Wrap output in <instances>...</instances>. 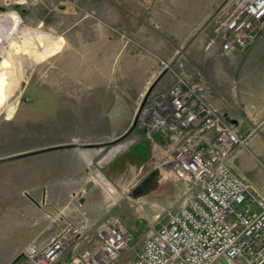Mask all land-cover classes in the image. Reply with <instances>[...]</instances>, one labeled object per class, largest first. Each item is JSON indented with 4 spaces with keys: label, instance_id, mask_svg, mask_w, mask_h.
Masks as SVG:
<instances>
[{
    "label": "rangeland",
    "instance_id": "374dc122",
    "mask_svg": "<svg viewBox=\"0 0 264 264\" xmlns=\"http://www.w3.org/2000/svg\"><path fill=\"white\" fill-rule=\"evenodd\" d=\"M224 1L0 0V154L8 172L64 174L72 158L75 176L80 153L68 143L83 140L79 150L104 146L89 163L96 172L95 201L60 202L40 216L27 209L8 214L0 241L30 237L37 218L59 222L87 214L94 221L117 216L141 245L165 221L166 209L185 201L183 185L157 167L166 141L154 145L137 127L135 113L144 97L174 81L173 71L202 78L213 87V100L237 110L238 68L249 60L206 48L211 18ZM243 151L247 156L236 157L234 169L264 196V181L252 171L264 170V155ZM20 158L27 160H15ZM22 225L28 228H15ZM28 247L0 245V264H32L22 253Z\"/></svg>",
    "mask_w": 264,
    "mask_h": 264
},
{
    "label": "built area",
    "instance_id": "2783aa9c",
    "mask_svg": "<svg viewBox=\"0 0 264 264\" xmlns=\"http://www.w3.org/2000/svg\"><path fill=\"white\" fill-rule=\"evenodd\" d=\"M210 24L207 49L243 51L264 37V0H225ZM173 77L141 100L135 123L154 145L161 147L158 135L166 141L157 167L183 185L185 201L166 209L141 245L109 215L92 235L67 224L46 245L26 248L32 264H264V196L234 169L238 152L250 150L252 132L240 133L205 80L175 71Z\"/></svg>",
    "mask_w": 264,
    "mask_h": 264
},
{
    "label": "crops",
    "instance_id": "0c3cea01",
    "mask_svg": "<svg viewBox=\"0 0 264 264\" xmlns=\"http://www.w3.org/2000/svg\"><path fill=\"white\" fill-rule=\"evenodd\" d=\"M233 57H242L249 61L243 62L239 65L237 77L238 91L241 95L238 96L236 92L235 104L237 110L230 112L233 106L230 102L218 99L217 97L212 99L214 104L220 108L228 119L236 123L242 135H246L252 132V135L248 139L249 149L259 155H264V37H258L253 45L249 48L230 54ZM257 59V60H254ZM168 85V84H166ZM164 85L163 87H165ZM162 89V87H161ZM161 91V90H160ZM235 94V93H234ZM72 100V99H71ZM226 102V103H225ZM235 108V107H234ZM257 131V133L255 132ZM133 130L129 133L133 134ZM255 133V134H254ZM139 138L142 137L141 133L138 134ZM160 141H164L161 135L156 136ZM81 140V138H80ZM130 144V143H129ZM68 145H71V149L75 148L79 152V158L75 157L76 162L79 160L81 164L80 174L74 176L72 158L66 160L67 168L64 174L54 173L52 175H45L40 177L32 173L30 170L21 173H10V167H8V161L5 160L3 154H0V229H5L4 222L5 217L8 214L18 215L20 213H26L27 210H32L36 216H40L41 210L45 207L52 208L55 204L60 202L65 203L67 206L73 204V200L78 199L80 202H85L87 199L96 200L94 196L97 191V180L94 178V170L91 169L89 164L100 152V149H83L79 148L86 145L85 142L79 140H71ZM75 146V147H74ZM149 157L150 145L146 147ZM240 150L236 157L237 160H244L247 156V152ZM243 151V152H242ZM101 153V152H100ZM73 154V153H72ZM77 153H75L76 156ZM78 156V155H77ZM145 157V158H146ZM91 158V159H90ZM27 160L25 158L15 159ZM70 160V161H69ZM235 160V159H234ZM78 171V170H75ZM253 175L256 180L264 181V170L257 167V170L252 169ZM258 185L255 184V187ZM61 198L60 201L55 200ZM92 202V201H91ZM98 205V201L95 203ZM46 208V209H48ZM39 212L38 214H36ZM33 214V216H34ZM36 216H34L36 218ZM37 218L33 224L28 226L16 227L21 230L26 228H32V234L30 237L24 235H13L14 237H2L4 241H0V245L4 246H44L49 240L58 233L62 227L67 224L82 225L85 227H91L100 220L94 221L93 218L87 214L81 217V219H67L62 221H54V219ZM94 221V222H93ZM21 224V221L18 222ZM4 236V235H1ZM28 237V238H26Z\"/></svg>",
    "mask_w": 264,
    "mask_h": 264
},
{
    "label": "water",
    "instance_id": "95a60500",
    "mask_svg": "<svg viewBox=\"0 0 264 264\" xmlns=\"http://www.w3.org/2000/svg\"><path fill=\"white\" fill-rule=\"evenodd\" d=\"M132 130V129H131ZM131 130H128V131H126L124 134H122L119 138H118V140H119V143H121V141H123L128 135H129V133L131 132ZM118 143V144H119ZM122 145V144H121ZM120 145H118V147L116 148V149H119L120 147H119ZM114 147L113 148H111V151L112 150H116Z\"/></svg>",
    "mask_w": 264,
    "mask_h": 264
},
{
    "label": "flooded vegetation",
    "instance_id": "af4514ba",
    "mask_svg": "<svg viewBox=\"0 0 264 264\" xmlns=\"http://www.w3.org/2000/svg\"><path fill=\"white\" fill-rule=\"evenodd\" d=\"M0 9L3 10L4 7H3L2 5H0ZM1 16H2V15H1ZM70 101H71V100H70ZM66 109H68V110H72V105L70 104V105H68V107L66 106Z\"/></svg>",
    "mask_w": 264,
    "mask_h": 264
}]
</instances>
